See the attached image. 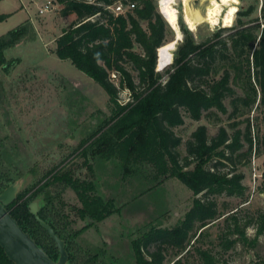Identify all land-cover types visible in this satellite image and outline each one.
Returning a JSON list of instances; mask_svg holds the SVG:
<instances>
[{
    "label": "trees",
    "instance_id": "trees-1",
    "mask_svg": "<svg viewBox=\"0 0 264 264\" xmlns=\"http://www.w3.org/2000/svg\"><path fill=\"white\" fill-rule=\"evenodd\" d=\"M55 1L61 4L62 15L75 14L56 38V55L70 59L99 82L114 104L109 124L81 143V154L85 158L89 153L118 155L124 160L131 157L148 161L157 169L159 164H166L167 158L169 167L164 165L166 169L160 167L158 171L180 179L193 194L191 206L173 226H151L132 239V264H164L169 249L174 255L170 264H183L192 250L204 264H219L210 249L201 244L208 228L222 218L230 219V228L220 235L225 250L239 241L255 245L258 236L264 234V212L254 216L255 234L247 239L244 226L252 219L240 225L235 215L238 208L224 215L214 196L223 192L243 195L244 174L235 171L234 164L241 159L247 163L252 155L264 152V0L259 7V0H247L245 7L237 9L231 25H223L200 40L180 21L182 38L175 42L170 62L161 69L157 65L158 50L174 40L175 32L157 10L155 0ZM116 3H122L124 12L112 9ZM129 3L134 6L128 7ZM6 16L0 13V20ZM142 21H146V28ZM28 25L0 35L1 64H5L4 50L21 40ZM135 44L141 51L134 49ZM127 64L136 70L138 83ZM112 69L119 73L118 86L109 78ZM119 88L129 91L124 103H119ZM183 112L194 120L204 116L213 124L221 121L220 112L227 115L228 124H219L212 135L205 124H199L185 141V154L181 155L177 149L181 137L173 127L184 123ZM227 165L230 168L222 169ZM3 175L0 191L14 179ZM67 187L81 203L76 207L78 216L88 219L78 229L70 227L69 213L60 205L63 202L57 204ZM35 195H42L40 218L64 240L69 254L66 264H79L71 246L76 245V237L84 229L115 210L112 199L102 198L93 181L73 176L65 164L48 170L32 187L17 194L6 208L53 260L58 258V249L27 207ZM231 234L236 237H229ZM97 256L90 255L82 264L98 262ZM0 264H14L1 247ZM250 264H264V258Z\"/></svg>",
    "mask_w": 264,
    "mask_h": 264
},
{
    "label": "rangeland",
    "instance_id": "rangeland-1",
    "mask_svg": "<svg viewBox=\"0 0 264 264\" xmlns=\"http://www.w3.org/2000/svg\"><path fill=\"white\" fill-rule=\"evenodd\" d=\"M45 2L0 0V13L7 15L0 20V35L19 25L29 24L21 40L4 50L5 64L0 63V176L4 174L14 178L12 181L21 180L17 194L32 187L48 170L63 164L72 170L73 176L93 181L96 193L104 199H112L115 210L84 229L76 237V245L71 246V251L79 264L93 254L98 255L96 259L99 261L91 264H132V239L151 226H173L191 206L193 194L180 179L158 171L160 167H169L167 158L165 166L159 164L157 169L148 161L132 160L131 157L124 160L118 155L103 157L89 153L85 158L81 154V143L99 127L107 125L113 115L114 104L99 82L77 68L70 59L56 55V38L75 19V14L62 15L61 4L55 0H51L49 11L39 13L38 7ZM155 2L159 11L158 0ZM189 3L203 13L209 0H190ZM247 3V0H237L233 8L237 11ZM176 7L179 22L188 27L183 21L182 0H177ZM229 12H223L216 24H198L192 30L196 39L211 35L223 25H231L234 18L229 22ZM142 25L146 28V21H142ZM174 48L175 43L172 42L168 49L170 60ZM134 49L141 51L138 44ZM126 66L138 83L136 70L129 64ZM236 90L241 93L239 88ZM129 97L128 89L119 88V103H124ZM225 103L230 109L228 99ZM183 114L184 123L173 127L181 137L177 147L181 155L185 154V141L199 124L207 126L209 135L217 131L219 124H228L227 115L220 112L219 124H213L204 116L194 120L185 112ZM238 161L234 165L235 171L244 174L241 180L245 186L243 195L223 192L214 197L218 210L225 212L224 215L238 208L235 215L240 225L252 219L244 226L245 236L250 239L255 234L254 216L264 212V152L252 155L247 163L243 159ZM228 167L222 169L227 170ZM3 182L7 183V180ZM41 197L33 196L27 207L31 201L38 200L40 210ZM57 204L63 205V210L69 213L71 228L78 229L87 223L88 219H81L76 212L81 203L71 188L61 191ZM223 219L208 228L201 244L210 249L219 264H250L255 259L264 258V234L258 236L255 245L239 241L225 250L220 244V235L230 228V219ZM168 251L164 264H170L169 260L174 256L171 249ZM183 264L204 263L192 250Z\"/></svg>",
    "mask_w": 264,
    "mask_h": 264
},
{
    "label": "water",
    "instance_id": "water-1",
    "mask_svg": "<svg viewBox=\"0 0 264 264\" xmlns=\"http://www.w3.org/2000/svg\"><path fill=\"white\" fill-rule=\"evenodd\" d=\"M180 35V37H177L175 31L174 39L177 40L179 38L178 40H181L182 31H180ZM20 186L21 180H14L0 191V247L7 258L14 264H66L68 252L65 248L64 240L54 231L49 223L40 218L38 214V200L31 201L28 204V208L54 241L59 253L57 260L49 257L46 251L36 243L34 238L22 229L17 219L6 208L15 199Z\"/></svg>",
    "mask_w": 264,
    "mask_h": 264
},
{
    "label": "bare ground",
    "instance_id": "bare-ground-1",
    "mask_svg": "<svg viewBox=\"0 0 264 264\" xmlns=\"http://www.w3.org/2000/svg\"><path fill=\"white\" fill-rule=\"evenodd\" d=\"M176 2L177 0H158V9L165 18L166 22L174 29V32L176 31L177 37H180L179 14L176 7ZM189 2L190 0H182L183 21L188 26V28L192 29L193 31L201 22H209L211 24L218 23L223 12L227 10H230L228 13L229 22L233 20L236 13V9H234L233 6L236 4L237 0H227V2H224V0H209V3L206 5L205 11L203 13H201L197 8L191 6ZM233 9L234 11H231ZM177 40L169 41L163 44L160 48V51L158 50V69H161L163 66L169 63L170 59L168 49L172 46V42L174 44L177 42Z\"/></svg>",
    "mask_w": 264,
    "mask_h": 264
},
{
    "label": "built area",
    "instance_id": "built-area-1",
    "mask_svg": "<svg viewBox=\"0 0 264 264\" xmlns=\"http://www.w3.org/2000/svg\"><path fill=\"white\" fill-rule=\"evenodd\" d=\"M134 4L133 3H129L128 7H133ZM51 9V0H46L45 3L41 4L38 7V12L39 13H44L46 11H49ZM112 9L118 13V12H124V6L122 5V3H116L114 6H112ZM109 78L114 81V82H118L119 81V73L118 71L112 69L109 71Z\"/></svg>",
    "mask_w": 264,
    "mask_h": 264
},
{
    "label": "clouds",
    "instance_id": "clouds-1",
    "mask_svg": "<svg viewBox=\"0 0 264 264\" xmlns=\"http://www.w3.org/2000/svg\"><path fill=\"white\" fill-rule=\"evenodd\" d=\"M224 2H227V0H224ZM231 11H234V9H233V10H231Z\"/></svg>",
    "mask_w": 264,
    "mask_h": 264
}]
</instances>
